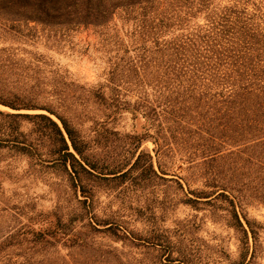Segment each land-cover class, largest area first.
I'll use <instances>...</instances> for the list:
<instances>
[{"label": "rangeland", "instance_id": "rangeland-1", "mask_svg": "<svg viewBox=\"0 0 264 264\" xmlns=\"http://www.w3.org/2000/svg\"><path fill=\"white\" fill-rule=\"evenodd\" d=\"M34 2L0 8V97L26 96L37 109L0 103V110L44 113L63 128L42 108L61 114L86 141L97 169L79 168L82 181L74 182L50 124L0 114V264H264V204L247 207L263 226L248 249L229 224L225 201H187L205 182L203 159L185 161L187 151H201L164 137V118L152 110L161 101L152 85L153 43L118 14L102 31L28 22L40 4ZM145 133L160 141L146 138L137 150L134 136ZM142 150L152 154L159 176L134 168Z\"/></svg>", "mask_w": 264, "mask_h": 264}, {"label": "trees", "instance_id": "trees-1", "mask_svg": "<svg viewBox=\"0 0 264 264\" xmlns=\"http://www.w3.org/2000/svg\"><path fill=\"white\" fill-rule=\"evenodd\" d=\"M34 1L0 0V8L37 7ZM223 1L38 0L37 14L25 17L28 22L34 19L66 31L81 26L102 31L116 14L134 22L135 33L144 42L153 43L152 50L158 56L153 64L158 78L152 85L161 101L152 110L164 118L160 125L164 137L168 135L201 151L185 154V161L202 156L205 178L202 188L190 189L194 197L188 196L187 201L214 205L225 201L229 224L249 249L250 236L257 244L263 228L261 222L249 216L247 207L264 204V0ZM199 18L204 21L199 22ZM110 74V80L114 79L117 70L112 69ZM12 94L7 99L0 97V103L17 110L37 109L27 106L30 104H26V96ZM99 95L105 98L103 93ZM42 109L55 113L63 128L44 113L0 110V114L12 122L38 118L50 124L55 132L56 152L64 158L74 182H81L79 168L88 174L97 169L87 155L86 141L67 118L51 108ZM134 137L137 150L146 138L156 143L161 138L151 133ZM161 150H156L157 155ZM158 166L168 174L160 161ZM134 168L159 176L149 150L140 152Z\"/></svg>", "mask_w": 264, "mask_h": 264}, {"label": "snow or ice", "instance_id": "snow-or-ice-1", "mask_svg": "<svg viewBox=\"0 0 264 264\" xmlns=\"http://www.w3.org/2000/svg\"><path fill=\"white\" fill-rule=\"evenodd\" d=\"M3 111H11V109H3Z\"/></svg>", "mask_w": 264, "mask_h": 264}]
</instances>
